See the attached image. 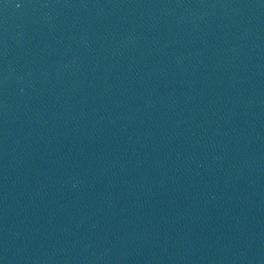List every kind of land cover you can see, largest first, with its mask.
<instances>
[{"label":"water","instance_id":"water-1","mask_svg":"<svg viewBox=\"0 0 264 264\" xmlns=\"http://www.w3.org/2000/svg\"><path fill=\"white\" fill-rule=\"evenodd\" d=\"M0 264H264V0H0Z\"/></svg>","mask_w":264,"mask_h":264}]
</instances>
